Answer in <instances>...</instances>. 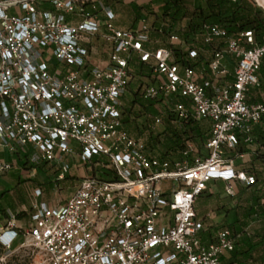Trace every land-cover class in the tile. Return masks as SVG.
I'll list each match as a JSON object with an SVG mask.
<instances>
[{"label": "built area", "instance_id": "obj_1", "mask_svg": "<svg viewBox=\"0 0 264 264\" xmlns=\"http://www.w3.org/2000/svg\"><path fill=\"white\" fill-rule=\"evenodd\" d=\"M248 1L264 11V0ZM115 19L102 0H0V155L17 156L31 177L47 169L48 184L73 189L49 204L40 201L52 192L43 185L31 208L18 213L23 218L7 211L0 264H13L22 252L29 264H222L244 237L224 226L205 243L196 204L213 182L225 185L233 206L238 187L256 184L235 158L241 143L255 144L264 117V104L248 102L261 86L264 33L203 24L200 40L189 43L184 19L162 24L167 43L156 47V22L144 17L136 29H124ZM171 47L197 64L178 63ZM135 59L152 71L144 99L157 100L161 113L172 110L178 124L193 118L209 128L204 146L188 140L180 161L159 157L145 137L127 130ZM163 128L159 117L153 131ZM12 168L0 161V175ZM100 168L116 180L99 179Z\"/></svg>", "mask_w": 264, "mask_h": 264}, {"label": "trees", "instance_id": "obj_2", "mask_svg": "<svg viewBox=\"0 0 264 264\" xmlns=\"http://www.w3.org/2000/svg\"><path fill=\"white\" fill-rule=\"evenodd\" d=\"M107 6L111 7L115 15L121 10L129 14L131 11L134 19L131 27L124 29H136L138 23L144 17L156 22L151 36H162L159 29L162 24L180 23L188 19L186 31L183 34L184 39L191 43L192 40H200L203 24H219L225 28L228 33H239L253 30L257 34L264 33V11L254 6L248 0H143L142 2H132L124 5V0H102ZM158 5L157 11L154 6ZM40 10H50L48 3H39ZM128 10V11H127ZM114 24L120 27L116 21ZM164 33L169 32V27H163ZM176 61L184 66H195L197 62L186 58L187 52L181 48L171 47ZM132 68L137 75V79L131 85L128 96V104L123 111L124 122L127 125L129 134L135 138L145 137L147 146L154 151L156 155L163 159L180 161L183 159V152L186 150V143L192 140L196 145L202 148L208 138L209 128L205 124L197 123L193 118L183 119L181 124L178 121V115L172 110L161 113L157 109L158 101L146 100L143 98L146 87L153 81L152 71L147 65L135 59ZM264 76V66L262 67ZM260 88L257 90L259 91ZM264 92V87L261 89ZM252 100L256 101L258 96L253 93ZM181 103H187L186 100H179ZM261 104H264L262 101ZM161 118L164 128L161 132L153 131V126L157 118ZM264 122V117H263ZM255 139L260 148L255 153V163L263 167V171L254 170L256 184L248 189L251 193L247 199V206L239 211L237 219L229 226L234 234H239L254 215L264 219V129H257L254 132ZM250 152L246 147H241L239 153ZM26 166V163H23ZM255 167V166H254ZM244 171L250 169H243ZM96 176L104 181H114L116 176L111 169L100 168L96 170ZM7 193L0 195V200L5 198ZM7 202L11 199L6 197ZM3 209L0 206V215ZM23 214H18L19 219ZM264 237V232L262 233ZM260 236V235H257ZM256 237V236H255ZM238 244V243H237ZM264 245V241L262 243ZM260 244H254V238H246L236 245L232 253L229 264H264V254L256 257L255 251ZM3 248L0 244V256Z\"/></svg>", "mask_w": 264, "mask_h": 264}, {"label": "crops", "instance_id": "obj_3", "mask_svg": "<svg viewBox=\"0 0 264 264\" xmlns=\"http://www.w3.org/2000/svg\"><path fill=\"white\" fill-rule=\"evenodd\" d=\"M136 1L142 2L143 0H124V5H128ZM155 11H157V9ZM133 19L134 16L131 11L128 14L126 13V11L121 10L116 15L115 21L120 26V28H129L133 23ZM153 39L157 42L156 47L165 46L167 43V38L164 36H154ZM95 45L97 46L99 51L98 58L100 60L106 59L107 56L102 53V51L104 50V44L101 41H97ZM228 65L231 70H233L234 67L231 64ZM260 80L261 86L253 88L251 90L248 100L250 104H261L262 101H264V92L261 90L262 87H264V76L262 75V72H260ZM259 88L260 90L257 91ZM253 93L254 95L256 94V96H258L256 101L252 100ZM257 129H264L263 120L259 125L255 127L254 132H256ZM241 147H246L250 150V152L244 154L239 153V149ZM259 148L260 146L256 140L255 144L252 146L241 143L240 147L237 150V156L235 158L236 167L239 170L250 169L251 171H253L251 173H254V170L263 171V167L255 163V153ZM0 161H7L13 164V168L11 170L0 175V182L3 178H7V180L15 186L11 191H6L0 183V195L2 193H7L6 197L11 199V202H7V200H5L6 197L0 200V206L3 209V212L0 215V221H4L8 210H11L15 213H19L26 209L29 210L31 208V202L33 201L34 190L38 187H42L43 185L48 187V179L51 177L52 173L47 169L41 168L38 171L37 176L31 177L28 171L22 172L20 169L22 167L29 169V166H23V163H25L24 161L19 159L17 156L11 155L7 152L1 153ZM47 176L48 179H46ZM41 177H44L46 181L44 182ZM224 188L225 185L222 182H213L212 184H210L209 190L202 195V197L196 204V211L198 213V216L206 224V230L202 233V238L205 243L215 242L217 231L224 226L229 227L231 224H233L237 219L240 209L243 210L247 206V199L251 193V190L238 187L237 202L236 205L233 206L229 204V199L224 193ZM262 202L264 203V199L262 200ZM263 232L264 219L254 215L249 223L244 226L242 231L239 233L244 234V237L238 241V244L244 241L246 238H254V244H260V247L255 251V256H262L264 254V245L262 244L264 241V237L262 235ZM231 256L232 253L224 257L222 260V264H229Z\"/></svg>", "mask_w": 264, "mask_h": 264}, {"label": "rangeland", "instance_id": "obj_4", "mask_svg": "<svg viewBox=\"0 0 264 264\" xmlns=\"http://www.w3.org/2000/svg\"><path fill=\"white\" fill-rule=\"evenodd\" d=\"M154 8L156 10L158 8V5H155ZM41 179L44 182L46 181L44 177H41ZM46 179H48V176L46 177ZM0 183L6 191H11L15 187L7 180V178H3ZM57 186L55 187L54 183H51L49 187L48 184V189H51L52 192L51 194H47L45 197L40 199V201H45L49 204H57L58 201H65V199H67L73 191L72 186L69 185H62L59 187ZM165 186L169 187L170 183L166 182ZM13 264H29V258L27 257L25 252H22L15 258V262Z\"/></svg>", "mask_w": 264, "mask_h": 264}]
</instances>
